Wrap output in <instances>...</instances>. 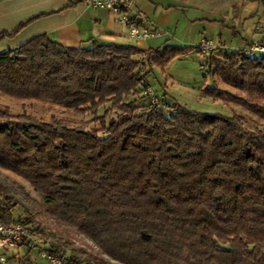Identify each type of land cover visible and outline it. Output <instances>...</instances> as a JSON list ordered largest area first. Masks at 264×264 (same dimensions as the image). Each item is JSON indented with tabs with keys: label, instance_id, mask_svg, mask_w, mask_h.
Masks as SVG:
<instances>
[{
	"label": "trees",
	"instance_id": "16d2710c",
	"mask_svg": "<svg viewBox=\"0 0 264 264\" xmlns=\"http://www.w3.org/2000/svg\"><path fill=\"white\" fill-rule=\"evenodd\" d=\"M194 48L70 47L42 33L0 52V95L93 116L44 121L0 108V167L40 193L37 214L118 264H264V130L237 112L138 103L153 67ZM207 65L215 84L205 95L264 118V54L220 50ZM6 191L0 179V223L28 225Z\"/></svg>",
	"mask_w": 264,
	"mask_h": 264
},
{
	"label": "crops",
	"instance_id": "0c3cea01",
	"mask_svg": "<svg viewBox=\"0 0 264 264\" xmlns=\"http://www.w3.org/2000/svg\"><path fill=\"white\" fill-rule=\"evenodd\" d=\"M238 1L134 0L131 15L139 14L141 25L154 31L151 36L136 38L112 11L94 8L88 0H0V32L22 25L0 40V52L42 33L70 47L91 46L95 40L141 49L197 47L206 36L215 41V54L240 50L264 41V4ZM192 51L198 52L197 48Z\"/></svg>",
	"mask_w": 264,
	"mask_h": 264
},
{
	"label": "rangeland",
	"instance_id": "374dc122",
	"mask_svg": "<svg viewBox=\"0 0 264 264\" xmlns=\"http://www.w3.org/2000/svg\"><path fill=\"white\" fill-rule=\"evenodd\" d=\"M229 1L239 2L238 0ZM259 1L264 4V0ZM208 68L207 57L203 53L196 51L185 53L171 59L164 68L153 67L147 75L148 81H146L150 83L147 87L160 97H164L165 101L171 105L178 103L189 109L209 113L220 112L226 115L237 112L245 116L247 127L264 130V118L238 104H227L203 93V89L208 85L215 84V80L208 73ZM218 85L223 86L219 82ZM229 90L233 91L230 88ZM138 97V103L143 102L146 106L148 105L149 97ZM0 108L7 109L15 115L31 114L44 121H50L52 118L79 121L90 120L93 117L90 113H74L48 100L14 99L4 95H0ZM165 108L171 109L168 105ZM103 111L104 109L101 108L100 113ZM90 126H99V122H93ZM0 179L8 190L2 193V197L5 198L8 194L11 196L14 206L12 214L15 219L30 221L28 225L34 229V232L47 241L51 248L58 249L59 253L72 256L73 259L75 255L80 256V259L86 255L91 257L89 261L83 260L81 263L73 264H118L107 254H99L97 245L75 227L61 223L51 215L37 214V211L41 209L43 198L25 178L12 170L0 167ZM18 251L20 257L15 258L14 250H1L0 254H4L7 261L0 264H52L47 258L39 255L36 249L29 251L27 247H20Z\"/></svg>",
	"mask_w": 264,
	"mask_h": 264
},
{
	"label": "built area",
	"instance_id": "2783aa9c",
	"mask_svg": "<svg viewBox=\"0 0 264 264\" xmlns=\"http://www.w3.org/2000/svg\"><path fill=\"white\" fill-rule=\"evenodd\" d=\"M89 4L98 9H108L116 16L119 23L128 26L130 34L136 38L148 37L154 34L148 27L141 25L137 15L132 16L131 11L134 8V0H88ZM216 43L213 39L203 36L198 45V50L206 57H210ZM244 53L249 56L264 54V41H256L244 49ZM144 93L149 97L150 102L155 105L166 107L167 104L163 98L156 94L151 88H146ZM27 247L29 251L36 249L38 254L47 258L52 264H71L69 257L62 253H57L50 249L49 243L40 235L34 232L29 225L15 223H0V251H15V258L20 257L19 248ZM4 254H0V262L6 263Z\"/></svg>",
	"mask_w": 264,
	"mask_h": 264
}]
</instances>
